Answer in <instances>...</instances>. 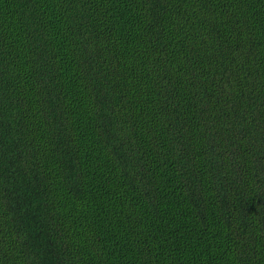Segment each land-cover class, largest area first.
<instances>
[{
	"label": "trees",
	"instance_id": "obj_1",
	"mask_svg": "<svg viewBox=\"0 0 264 264\" xmlns=\"http://www.w3.org/2000/svg\"><path fill=\"white\" fill-rule=\"evenodd\" d=\"M0 264H264V0H0Z\"/></svg>",
	"mask_w": 264,
	"mask_h": 264
}]
</instances>
